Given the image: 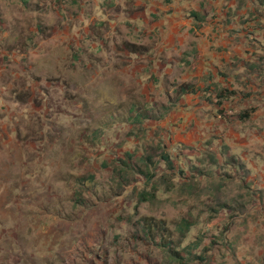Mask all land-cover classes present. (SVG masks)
<instances>
[{"label": "rangeland", "instance_id": "rangeland-1", "mask_svg": "<svg viewBox=\"0 0 264 264\" xmlns=\"http://www.w3.org/2000/svg\"><path fill=\"white\" fill-rule=\"evenodd\" d=\"M173 1L0 0V264H158L162 255L140 240L143 218L172 237L174 222L195 221L188 239L210 233L209 264H264L256 224L264 219L256 207L264 204V122L259 131L216 129V119L179 98L190 75L150 64L161 8ZM177 1L185 15L208 5L218 22L238 0ZM237 19L225 25L230 42L243 38ZM140 112L148 117L133 123ZM229 139L239 145L232 164L218 156ZM159 145L173 158L183 152L174 170H165ZM149 146L155 163L146 166L169 175L153 200L137 203L149 186L123 161L136 170ZM81 178L83 203L75 199ZM237 202L246 209L218 206Z\"/></svg>", "mask_w": 264, "mask_h": 264}, {"label": "crops", "instance_id": "crops-1", "mask_svg": "<svg viewBox=\"0 0 264 264\" xmlns=\"http://www.w3.org/2000/svg\"><path fill=\"white\" fill-rule=\"evenodd\" d=\"M180 3L174 0L161 8L160 42L147 49L150 64L162 71L179 68L190 75L191 83H184L190 84L191 92L179 98L191 100L188 106L191 112L206 111L216 119L210 122L216 129L263 130L258 125L260 118L264 122V43H249L242 26L235 31L243 38L230 42L227 36L234 30L230 32L231 29L225 27L224 16L218 22L211 20L210 10H206L208 5L203 3L193 6L191 15H185L182 13L185 4ZM241 113L248 117L239 118L237 115ZM230 115L235 116L227 119ZM229 144L231 149L233 145L239 146L231 139ZM258 206L259 210L264 204ZM256 224L264 228V219Z\"/></svg>", "mask_w": 264, "mask_h": 264}, {"label": "trees", "instance_id": "trees-1", "mask_svg": "<svg viewBox=\"0 0 264 264\" xmlns=\"http://www.w3.org/2000/svg\"><path fill=\"white\" fill-rule=\"evenodd\" d=\"M235 6L228 5L226 7V10L224 12V22L225 24H230L235 17H237L239 20V17L242 19V27L247 31L246 37L248 39L255 38L259 43H264V0H238L237 4H233ZM2 27V25H0ZM180 94H184L187 92H191L190 84H181L179 87ZM169 111V108H167ZM167 112V111H166ZM239 118L243 119L245 117H248L247 114L241 113L237 115ZM145 112H140L139 114H136L134 117L131 118L133 120V123H141L142 119L147 118ZM161 149L159 156L160 161H164L166 168L165 170H174V161L177 160V157L180 155H183L182 151H178L180 153L175 154L174 158L169 152H165L163 145L158 146ZM230 147L224 144H221L219 146V152L218 156L221 159L222 162H225L226 164H232L235 162V156L233 154H230ZM153 154H154V148L148 147L147 154L142 157L141 161L137 163L138 168L135 170L130 166V163L123 161V165L126 166L129 170L132 172H139L144 176V181L146 186H149V188L143 187L142 190L138 194L137 203H141L142 201H151L157 196L159 188V180H163L165 178H168L169 173L165 172H155L151 171L149 167H147L148 163H155L153 161ZM206 158L210 162V164H217L218 157L215 154H212L211 152H208L205 154ZM128 159H131L133 155L131 153H127ZM181 157V156H180ZM201 161V159H200ZM194 165V164H193ZM191 165V169L194 171L198 170V166ZM117 167V166H116ZM123 167H120L119 169L114 168L113 174L116 175L117 173L120 175L122 172ZM160 174V177H157L158 174ZM184 175V170L181 168H177V174ZM198 173L204 174V172L199 171ZM121 176V175H120ZM88 179L90 181H93L94 177L92 175L88 176ZM80 191L75 192L76 196L75 199L80 201V203H83L81 200V192L85 188L84 179H78L77 180ZM167 189H169V186H165ZM247 188L250 186L247 184ZM246 196L249 195L245 194ZM252 195V198H248L245 200V202L249 203L251 199L254 201L253 196L255 193H250L249 196ZM235 203V202H234ZM218 206L223 208H233L238 211H243V209H246V204L242 202H237L236 206H233L231 204L227 203H220ZM136 207V206H135ZM210 209V208H209ZM215 208H213L214 211ZM212 210V209H210ZM224 211V210H223ZM232 218V217H230ZM140 240L145 242V244H148L153 250L157 251L162 255L160 258V261L158 264H209V251L212 248H209L204 243V239L207 237V235H210V233H203L200 235H197L193 237L192 239H188V235L191 231V228L196 224L195 221L189 220L187 218H181L180 220L174 222L172 224L173 231L177 234L175 237H172L169 230L164 224H156L152 222V218H143L140 222ZM231 226V225H230ZM229 225H225V229L221 233L222 236L224 233L229 230ZM168 232V233H167ZM215 236H213L214 239ZM216 238V237H215ZM225 238V237H224ZM215 240H210L209 242L211 244H214ZM224 242L226 243V246L232 251H234V247L230 243L228 237L225 238ZM235 257V255H232Z\"/></svg>", "mask_w": 264, "mask_h": 264}]
</instances>
